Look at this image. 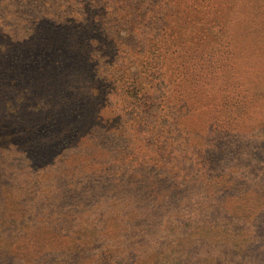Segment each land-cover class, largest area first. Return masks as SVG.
<instances>
[{"label":"rangeland","instance_id":"374dc122","mask_svg":"<svg viewBox=\"0 0 264 264\" xmlns=\"http://www.w3.org/2000/svg\"><path fill=\"white\" fill-rule=\"evenodd\" d=\"M0 264H264V0H0Z\"/></svg>","mask_w":264,"mask_h":264}]
</instances>
